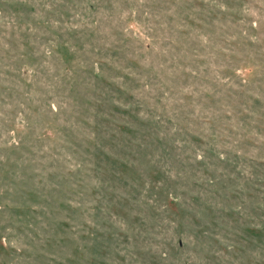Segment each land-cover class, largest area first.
Wrapping results in <instances>:
<instances>
[{
  "label": "rangeland",
  "instance_id": "obj_1",
  "mask_svg": "<svg viewBox=\"0 0 264 264\" xmlns=\"http://www.w3.org/2000/svg\"><path fill=\"white\" fill-rule=\"evenodd\" d=\"M0 264H264V0H0Z\"/></svg>",
  "mask_w": 264,
  "mask_h": 264
}]
</instances>
